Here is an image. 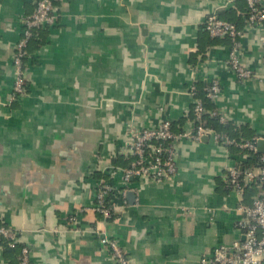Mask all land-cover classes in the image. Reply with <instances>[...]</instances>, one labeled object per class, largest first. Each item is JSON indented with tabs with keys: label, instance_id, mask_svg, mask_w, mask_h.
Wrapping results in <instances>:
<instances>
[{
	"label": "crops",
	"instance_id": "obj_1",
	"mask_svg": "<svg viewBox=\"0 0 264 264\" xmlns=\"http://www.w3.org/2000/svg\"><path fill=\"white\" fill-rule=\"evenodd\" d=\"M37 1L0 0V224L30 249L31 263L116 264L96 231L132 264H202L217 248L242 244L246 209L263 192L256 179L241 192L230 187L231 167L260 173L256 163L245 169L247 150L212 137L178 140L177 173L162 182L126 181V168L113 165L132 160L134 135L144 130L166 121L176 133L193 129L192 88L213 80L222 89L213 102L222 123L259 149L258 34L242 38L255 76L240 82L227 64L230 41L209 45L202 32L236 0H57L58 23L33 47L26 93L14 99L15 47ZM102 182L113 188L111 218L95 210ZM19 256L0 242V264H19Z\"/></svg>",
	"mask_w": 264,
	"mask_h": 264
},
{
	"label": "built area",
	"instance_id": "obj_2",
	"mask_svg": "<svg viewBox=\"0 0 264 264\" xmlns=\"http://www.w3.org/2000/svg\"><path fill=\"white\" fill-rule=\"evenodd\" d=\"M54 0H38L33 14L24 20L25 29L23 37L15 47L14 66L16 70V81L14 87V99L23 97L26 93V76L28 73V63L24 60L28 55V45L33 36L34 29L39 27H52L58 23L59 14ZM248 14L244 29H239L236 24L221 20L216 15H210L204 25L211 38L231 40V50L228 59V66L236 74L240 82H247L255 76L254 70L248 66L243 59L242 38L246 32L256 31L258 42L264 49V0H247ZM263 81L264 78L259 77ZM221 86L218 80H213L208 88L206 97L216 101L221 94ZM195 96V88H192ZM195 127L176 134L172 130L170 121L164 122L158 129L144 130L134 135L131 150L136 160L131 168L125 169V180L132 177H146L154 182H162L170 179L177 173L176 153L174 143L178 140L187 138L195 141H201L204 137H212L215 141L223 145H236L240 149L247 150L249 156L258 154V140L237 143L227 136L218 134L215 130L205 127L202 123V117L211 114V116H220L218 110H208L200 98H195ZM221 117V121L225 119ZM158 141L154 144L153 141ZM170 141V145H164V142ZM260 173L256 175L251 169L241 171L238 167L229 168V184L233 190L241 192L249 182L257 180L260 182L263 192L256 198L251 208L246 209L247 218L241 222L245 229V240L242 244H236L232 248L221 246L217 248L210 258L203 259L202 264H264V154L260 157ZM113 194V188L109 184L102 182L97 196V205L95 210L103 218H111L112 206L106 203L107 197ZM70 222L77 223L76 217L72 216ZM100 236V243L112 254L116 264H132L125 250L121 248L118 242L111 239L104 233L96 231ZM0 235L6 238L11 247H14L16 240L13 230L6 227L0 228ZM21 264H31L30 249L26 246L21 251Z\"/></svg>",
	"mask_w": 264,
	"mask_h": 264
},
{
	"label": "trees",
	"instance_id": "obj_3",
	"mask_svg": "<svg viewBox=\"0 0 264 264\" xmlns=\"http://www.w3.org/2000/svg\"><path fill=\"white\" fill-rule=\"evenodd\" d=\"M53 3L56 6L57 5V0H54ZM248 11H249V9H248V5H247V0H236V7L234 9H231V10L225 11V12H221L217 16L221 20H225V21H228V22L236 24L239 29H244ZM49 28L50 27H39L37 29H34L33 36L31 37V39L29 41V45H28V49H27L29 56H31L33 54V51L37 47H40L43 44L44 40H43L42 34H43L44 31L48 30ZM202 32H207L205 25H203V27H202ZM207 34H208V32H207ZM41 37H42V39H41ZM211 39L212 40L209 41L208 44L209 45H214L216 40L218 41L219 38H211ZM224 40H229L230 43H231V40L229 38H225ZM36 43H37V45H36ZM35 45H36V48H33V47H35ZM29 60L30 59L28 57L24 60L26 65L29 62ZM207 88L206 89H201L200 88V91L198 90L196 92L195 96H196V98H200V99L203 100L204 106L206 107V109H208V110H216L215 109V104L213 103L214 101H212V100H210V99H208L206 97ZM194 109H195V106L193 107V110H192V117L195 120L196 114H195ZM202 123H203V125L205 127L212 128L217 133H219V131H220V134H223V135L225 134L226 136L228 135L227 137L229 139L234 140L237 143H242L243 142V141H238V140L233 139L234 136L232 135V133H229V132H231L229 127H226V125L224 123H222L220 116H211V114H207V115L202 117ZM174 133H176V132H174ZM176 134H180V133H176ZM153 143L157 144L158 141L154 140ZM164 145H166V146L168 145L169 146L170 145V141L164 142ZM228 147H230L231 149L238 148L236 145H229ZM249 157L250 158L247 161L245 169L248 168V167H251L254 163L259 164L261 166V162H260V157L261 156L260 155L255 154V155H252V156H249ZM135 160H136V157H134V156L132 157V160H130V161H127L124 157H119L118 159L113 161V165H114V167L121 166V167H125L126 169H129V168H131V165H132V163ZM112 198H113L112 194H110L107 197L106 203H107L108 206L111 203V201H112L111 199ZM1 227L9 228V227H7L5 225H1L0 224V228ZM0 242L7 249L18 250V252L20 253L19 264H21V260H20L21 259V251L26 246H20V245H18L16 243L14 247H11L9 245V242L6 240V238H4L1 235H0Z\"/></svg>",
	"mask_w": 264,
	"mask_h": 264
},
{
	"label": "water",
	"instance_id": "obj_4",
	"mask_svg": "<svg viewBox=\"0 0 264 264\" xmlns=\"http://www.w3.org/2000/svg\"><path fill=\"white\" fill-rule=\"evenodd\" d=\"M204 138H206V137H204ZM258 151L264 152V140H260L259 141V149H258Z\"/></svg>",
	"mask_w": 264,
	"mask_h": 264
}]
</instances>
